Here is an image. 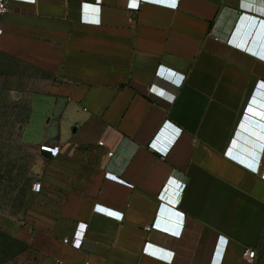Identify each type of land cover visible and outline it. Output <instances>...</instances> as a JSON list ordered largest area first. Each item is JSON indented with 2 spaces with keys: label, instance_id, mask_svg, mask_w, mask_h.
<instances>
[{
  "label": "crops",
  "instance_id": "obj_1",
  "mask_svg": "<svg viewBox=\"0 0 264 264\" xmlns=\"http://www.w3.org/2000/svg\"><path fill=\"white\" fill-rule=\"evenodd\" d=\"M132 4L0 14V52L52 72L22 126L38 186L16 264H264V46L240 27L264 0Z\"/></svg>",
  "mask_w": 264,
  "mask_h": 264
},
{
  "label": "rangeland",
  "instance_id": "obj_2",
  "mask_svg": "<svg viewBox=\"0 0 264 264\" xmlns=\"http://www.w3.org/2000/svg\"><path fill=\"white\" fill-rule=\"evenodd\" d=\"M49 65L0 52V264H16L21 245L10 232L31 202L36 149L23 135L28 95L51 77Z\"/></svg>",
  "mask_w": 264,
  "mask_h": 264
},
{
  "label": "built area",
  "instance_id": "obj_3",
  "mask_svg": "<svg viewBox=\"0 0 264 264\" xmlns=\"http://www.w3.org/2000/svg\"><path fill=\"white\" fill-rule=\"evenodd\" d=\"M10 1L11 0H0V14H3V13H5V12L8 11V9H9V2ZM0 31H1V28H0ZM45 148L48 150L50 156H56L57 153L59 152V146L58 145H55V144L46 146ZM104 175H105V177L111 178V179H115L116 181H120V182H124V183L126 182L124 179H122L121 177H119L118 175H116L115 173L111 172L108 169L105 170ZM258 175H259V177L261 179H264V167L261 168L260 170H258ZM37 186H38V182L37 181L33 182L32 187L34 189H36ZM149 227H150L149 225H146V228H149ZM63 240L65 242H67L68 241V237H64ZM81 241H82V238H80V237H74L71 240V244L73 246L79 247L80 244H81ZM243 254H244L245 259L247 261H249V262L253 261V259L256 256L255 255L256 254L255 253V249L254 248H249V247H247L244 250V253Z\"/></svg>",
  "mask_w": 264,
  "mask_h": 264
},
{
  "label": "water",
  "instance_id": "obj_4",
  "mask_svg": "<svg viewBox=\"0 0 264 264\" xmlns=\"http://www.w3.org/2000/svg\"><path fill=\"white\" fill-rule=\"evenodd\" d=\"M240 27L244 33V39L249 38L248 40L252 44L259 42L264 46V20L247 16L241 21ZM260 98L262 99L261 101L264 102V93L261 94ZM39 152L46 158L50 157L48 150L45 148H41Z\"/></svg>",
  "mask_w": 264,
  "mask_h": 264
},
{
  "label": "snow or ice",
  "instance_id": "obj_5",
  "mask_svg": "<svg viewBox=\"0 0 264 264\" xmlns=\"http://www.w3.org/2000/svg\"><path fill=\"white\" fill-rule=\"evenodd\" d=\"M169 2H170V5L174 7L175 3H176V0H169ZM132 6L135 7V0H133Z\"/></svg>",
  "mask_w": 264,
  "mask_h": 264
}]
</instances>
